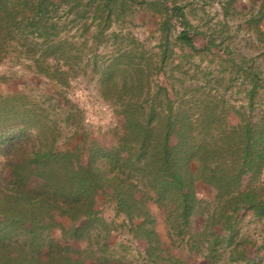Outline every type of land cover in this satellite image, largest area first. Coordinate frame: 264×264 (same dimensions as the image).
I'll return each instance as SVG.
<instances>
[{"label":"trees","instance_id":"16d2710c","mask_svg":"<svg viewBox=\"0 0 264 264\" xmlns=\"http://www.w3.org/2000/svg\"><path fill=\"white\" fill-rule=\"evenodd\" d=\"M64 2L72 3L70 11L82 0ZM108 2L102 0L101 4L108 8ZM57 8L50 0H0V53L15 38L25 40L35 34L47 41L56 36L61 27L49 19ZM263 9L258 17H264ZM175 14L183 15L174 6L167 16ZM182 21L184 28L175 41L182 52L189 50L182 58L190 63L199 49L188 24ZM129 44L133 47L119 50L107 65L97 67L110 98L120 108L122 132L111 147L92 142L80 148L84 140L74 148L58 146L59 131L41 124L20 93L0 100V126L16 128L19 137H24V130H36V143L1 142L7 146L0 165V264H126L122 254L115 261L116 250L109 242L112 229L97 216L96 201L103 195L115 203L117 214L124 215L133 238L146 245L140 254L149 264L181 263L163 248L151 205L176 223L180 235L193 222L197 209L203 212L215 201L218 209L210 217L209 254L224 240L215 231L218 221L224 220V228L229 230L226 247L234 244L232 253L239 246L233 240V222L239 213L251 212L264 220V182L259 188L243 184L245 176L252 181L263 172L264 125L243 120L231 126L225 122L222 96L219 101L209 100L198 89L180 94L173 76L170 92L155 84L150 94L152 72L164 70L170 57L168 48L160 47L159 65H154L137 49L142 44ZM60 52L65 54L66 49ZM56 53L58 48L50 52L55 58ZM38 69L43 72L42 67ZM196 182L207 186L212 200L197 198ZM58 218L71 224L66 227ZM135 220L140 222L134 224ZM57 228L60 238L54 233ZM188 231L189 239H195L190 228ZM196 235L201 239L204 233ZM77 242L82 243L80 248L74 246ZM236 256L244 254L237 252Z\"/></svg>","mask_w":264,"mask_h":264},{"label":"rangeland","instance_id":"374dc122","mask_svg":"<svg viewBox=\"0 0 264 264\" xmlns=\"http://www.w3.org/2000/svg\"><path fill=\"white\" fill-rule=\"evenodd\" d=\"M50 1L58 8L49 23H58L61 28L47 41L44 37L29 34L25 40L15 38L8 42L10 46L0 53V100L20 93L23 102L32 106L27 109L31 108L39 116L41 124L59 131L56 138L58 146L74 148L84 140L80 148H87L92 142L111 147L117 142L122 132L119 104L110 98V89L105 88L97 67L107 65L119 50L132 48L131 42L142 44L137 49L145 53L144 58L154 65L158 64L160 47L168 48L170 57L164 70L152 72L150 94L156 89L155 84L167 87L170 92V84L175 80L174 86L180 94L185 89H198V94H204L209 100L219 101L222 96L225 122L231 126H237L243 120L264 125V88L248 92L256 84V79L257 84L264 79V47L255 42V23L244 24L243 17L237 14L238 0H110L108 8L102 6V0H82L70 11L72 3ZM253 2L250 8H247V3H242L241 8L254 12L256 5ZM174 6L180 9L183 17L175 14L168 18ZM182 20L197 32L194 44L199 52L189 60L190 63L186 62L187 58H182L190 53L189 50L185 48L182 52L175 41L177 33L184 28ZM238 25L244 27L247 35L243 30L236 31ZM209 36L215 39L216 44L224 37L222 43L228 46V54L217 47L200 51ZM56 48L55 58L50 52ZM64 48L65 54L60 52ZM241 65L248 71H241L238 68ZM38 67H42L43 72ZM204 72L209 76H204ZM59 78L64 82L58 81ZM0 127V165L4 160L3 149L7 146V142H1L36 143L35 129L24 130V137H19L16 128ZM14 135L17 139H12ZM263 182L264 169L256 180L249 181L247 176L243 180L245 186L257 188ZM203 192L204 197L197 196L198 199H213L207 186ZM217 209L214 201L203 212L196 210L189 225L195 239L190 240L189 228L178 235L176 223L162 217L157 205H151L163 248L177 257L180 264H264V220L255 218L251 212H240L233 222L236 228L233 240L239 244L235 252H230L234 244L226 247L229 230L224 228V220L218 221L217 230L214 229L217 234H222L224 240H221L219 248H215L216 252H207L212 239L209 235L212 232L210 217ZM95 210L112 229L109 242L116 250L115 261L122 254V263L149 264L147 258L145 261L140 254H144L146 245L133 238L124 215L116 213L115 203L105 195L99 196ZM57 221L66 227L71 224L66 219L58 218ZM139 222L135 220L134 224ZM202 231L204 236L197 238L196 233ZM54 233L60 238L58 228ZM121 244L126 248L122 250ZM81 245V242L74 243L79 248ZM237 252L244 256L238 258ZM230 256L237 259L230 260Z\"/></svg>","mask_w":264,"mask_h":264},{"label":"crops","instance_id":"0c3cea01","mask_svg":"<svg viewBox=\"0 0 264 264\" xmlns=\"http://www.w3.org/2000/svg\"><path fill=\"white\" fill-rule=\"evenodd\" d=\"M242 3H247L248 4V7L247 8H250V6L252 4V0H238V1H236V4H238V5H236V9L235 10L237 11V14L240 15L241 18L243 17L242 20L244 21V24H249L251 22H254L255 23V25H256L255 26V31H256V39H255V42L258 45H260L261 47H264V17H262V16L258 17V12L261 10V8H264V3L262 2V0H254L253 3L256 5V10H254V12L251 11L252 9L243 10L241 8V4ZM254 15H256V17L254 18L255 21H251L252 20V17ZM242 30L244 31V27L238 25L237 28H236V31H242ZM191 32L194 34V37H195L196 34H197V32L195 30H193V29H191ZM246 33H247V31H244V34H246ZM223 39H224V37H222L221 42L219 41V43L216 44L215 41H214L215 39L213 40L209 36V39H207L205 41V43H203L204 45L201 48L206 47L207 50L210 51L211 48L217 47L221 51H223L224 54H225V52H226V54H228L229 48H228V46L223 45V43H222V40ZM238 68H241V71L247 70V69H245V66L244 65L238 66ZM257 82H258V80L256 79V84L255 85H252V87H250V89L248 91L249 93H251L252 91L254 92L256 88H259V87H263L264 88V79L263 78L261 80H259V83L258 84H257ZM195 190H196V196H198V197H204V192L203 191L206 190V186L204 184L197 183V184H195ZM261 221H263V220H261Z\"/></svg>","mask_w":264,"mask_h":264}]
</instances>
